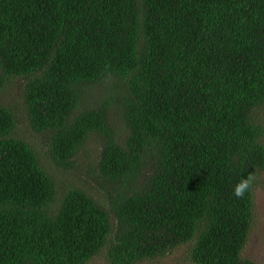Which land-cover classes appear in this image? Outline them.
Returning <instances> with one entry per match:
<instances>
[{"label": "trees", "instance_id": "16d2710c", "mask_svg": "<svg viewBox=\"0 0 264 264\" xmlns=\"http://www.w3.org/2000/svg\"><path fill=\"white\" fill-rule=\"evenodd\" d=\"M10 87L0 264L104 251L141 264L181 247L192 264H257L243 253L264 171V0H0V94ZM22 119L47 135V158L17 134ZM93 136L97 194L51 172Z\"/></svg>", "mask_w": 264, "mask_h": 264}, {"label": "rangeland", "instance_id": "374dc122", "mask_svg": "<svg viewBox=\"0 0 264 264\" xmlns=\"http://www.w3.org/2000/svg\"><path fill=\"white\" fill-rule=\"evenodd\" d=\"M20 100L19 91L16 87H10L0 94V104L20 106ZM259 116L264 120V111L262 109L259 110ZM17 134L33 143L42 152L43 157L47 158L45 155L47 135L33 132L26 126L23 119L19 122ZM100 149L98 139L93 136L85 144L79 158H76V163L72 170H53L51 172L58 175V180H69L76 184L88 186L94 194L100 193L99 187L95 185L93 174L88 175L86 172L84 173L85 169L88 168L87 166L94 165L97 162ZM47 166L49 165L47 164ZM79 170H82V173H79ZM254 204V226L243 254L245 257L254 260L257 264H264V171L261 173L258 186L254 191ZM104 256H106V251L95 257L89 264H107ZM187 257L188 248L181 247L170 255L141 264H192Z\"/></svg>", "mask_w": 264, "mask_h": 264}, {"label": "clouds", "instance_id": "9594fccd", "mask_svg": "<svg viewBox=\"0 0 264 264\" xmlns=\"http://www.w3.org/2000/svg\"><path fill=\"white\" fill-rule=\"evenodd\" d=\"M252 179L249 178H241L234 186L233 193L237 197H243L251 188Z\"/></svg>", "mask_w": 264, "mask_h": 264}]
</instances>
